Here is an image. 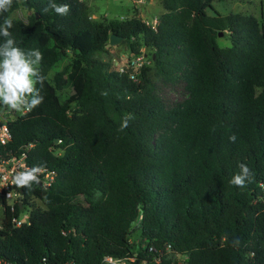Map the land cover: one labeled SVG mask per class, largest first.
<instances>
[{
	"label": "trees",
	"instance_id": "16d2710c",
	"mask_svg": "<svg viewBox=\"0 0 264 264\" xmlns=\"http://www.w3.org/2000/svg\"><path fill=\"white\" fill-rule=\"evenodd\" d=\"M55 2L69 4L68 15L42 12L48 0H14L3 14L32 11L27 21L12 18L10 31L21 48L43 53L45 81L43 102L7 120L12 138L0 158L25 153L29 167L55 177L47 186L40 173L31 188L17 187L24 198L14 210L0 197V257L102 264L107 255L137 253L138 264L151 262L154 245L163 257L150 264H264L262 21L222 14L214 0H163L154 30L137 9L98 21L85 1ZM220 32L230 46L219 45ZM112 33L131 55L152 49L153 64L136 79L97 56ZM155 78L182 81V97L167 101ZM54 89L73 90L74 104L58 103ZM127 113L133 119L118 131ZM241 162L252 175L244 188L229 182ZM25 209L30 222L14 227Z\"/></svg>",
	"mask_w": 264,
	"mask_h": 264
},
{
	"label": "clouds",
	"instance_id": "9594fccd",
	"mask_svg": "<svg viewBox=\"0 0 264 264\" xmlns=\"http://www.w3.org/2000/svg\"><path fill=\"white\" fill-rule=\"evenodd\" d=\"M13 2L14 0H0V16L3 17L0 23V38H2L0 42V108L14 112L31 111L44 99L41 95L45 81V76L41 71L43 53L38 48L27 50L21 48L13 37L10 31L13 28V19L3 15L10 10ZM49 10L57 15L66 16L70 11V6L66 3L58 4L55 0H48L41 11L48 12ZM131 119H133L131 113L125 114L118 131L127 128ZM236 139L235 133L229 136V140L233 143ZM42 167V165H34L16 171L13 184L18 188H31L34 183L40 182L39 174ZM238 167L240 171L234 174L229 182L239 188H244L246 182L252 178L251 169L243 162L239 163Z\"/></svg>",
	"mask_w": 264,
	"mask_h": 264
},
{
	"label": "rangeland",
	"instance_id": "374dc122",
	"mask_svg": "<svg viewBox=\"0 0 264 264\" xmlns=\"http://www.w3.org/2000/svg\"><path fill=\"white\" fill-rule=\"evenodd\" d=\"M88 5V12L92 19L103 21L105 19L119 18L121 20L131 16L135 9L138 10L139 15L144 20H151L164 11L163 0H82ZM215 8L222 14L229 13H243L257 16L264 24V0H214ZM214 13L213 10L210 11ZM32 11L21 6L11 15V18L22 19L27 21ZM218 43L220 46H230L231 40L229 36L223 33L219 36ZM145 53L148 55L149 65H152L151 55L152 49L149 47H143ZM101 59L111 63V68L119 70L121 66H124L128 59L134 55H131L128 44L123 40L118 45H108L107 50L97 54ZM71 57H64L58 64H56L50 70V76L54 77L55 72L62 70L68 63H70ZM154 74L153 71L150 72ZM157 85L164 98L169 101L179 100L183 95L184 83L182 81L164 80L162 78H155ZM56 101L58 103L62 101H71L74 104L76 95L71 89H64L57 91ZM22 112V111H21ZM19 112H14L8 109L0 108V120L7 121L15 117ZM33 203L36 206L43 205L39 200L34 199ZM29 211L25 209L24 213ZM179 260H183L181 256L177 257Z\"/></svg>",
	"mask_w": 264,
	"mask_h": 264
},
{
	"label": "built area",
	"instance_id": "2783aa9c",
	"mask_svg": "<svg viewBox=\"0 0 264 264\" xmlns=\"http://www.w3.org/2000/svg\"><path fill=\"white\" fill-rule=\"evenodd\" d=\"M144 1V0H143ZM147 25L152 29L157 30L159 24V17H154L151 20H144ZM149 65L148 55L144 49H141L140 54H136L128 59L124 66L119 68L120 72L128 73L132 78L136 79L137 74L140 70ZM27 111H22L25 113ZM12 138L10 128L7 121H2L0 125V147L6 146ZM27 155L24 153L21 156H12L9 158H0V197L3 195L6 200V204L11 206V210H14L15 204H23V192L19 190L13 184V177L16 171L22 170L25 167H29L26 161ZM44 175V184L50 186L54 181L55 174L52 171L44 170L41 171ZM5 206L0 203V214L4 213ZM14 227L22 226L25 223L30 222V213H25L21 217L12 218ZM2 223L0 221V228ZM67 234V231H63ZM149 253L153 254L151 262L159 263L162 260V252L154 245L149 246ZM180 256V255H178ZM138 254L135 253L132 256L115 257L107 255L103 258L102 264H135L137 262ZM148 259L140 261L138 264H150ZM0 264H14L4 258L0 257Z\"/></svg>",
	"mask_w": 264,
	"mask_h": 264
},
{
	"label": "water",
	"instance_id": "95a60500",
	"mask_svg": "<svg viewBox=\"0 0 264 264\" xmlns=\"http://www.w3.org/2000/svg\"><path fill=\"white\" fill-rule=\"evenodd\" d=\"M223 32H220L219 36H222ZM123 40H125V38L123 36H120L116 33H112L110 35V45H118L120 44V42H122Z\"/></svg>",
	"mask_w": 264,
	"mask_h": 264
}]
</instances>
